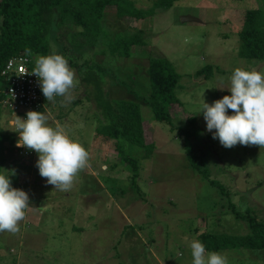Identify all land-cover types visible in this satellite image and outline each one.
<instances>
[{
  "label": "rangeland",
  "instance_id": "rangeland-1",
  "mask_svg": "<svg viewBox=\"0 0 264 264\" xmlns=\"http://www.w3.org/2000/svg\"><path fill=\"white\" fill-rule=\"evenodd\" d=\"M133 1L149 9L156 0ZM256 8L264 10V0H181L145 20H120L110 7L104 24L111 37L133 29L146 33L147 46L134 47L131 58L104 55L102 44L79 55L60 30L58 41L66 45L61 55L69 65L91 60L104 66L110 97L141 105L146 140L155 144V152L145 159L142 149L127 144L129 155L139 161L134 186L113 141L96 135L104 119L91 96L93 89L70 65L77 80L73 98L64 105L62 97L48 102L45 115L51 126L59 123L86 148L89 166L62 191L40 176L35 151L29 158H20L17 151L8 154L25 167L17 177L27 186L30 207L18 233H0V264H192L193 238L247 235L251 220L264 221V148L223 147L207 131L201 113L204 101L211 104L231 94L228 78L236 67L264 72V61L241 60L238 54L244 14ZM186 16L198 22L183 23ZM53 50H58L54 44ZM150 57H166L181 76L174 130L155 119L149 104ZM11 119L4 115L7 132L15 131ZM176 128L189 130L194 155H204L201 162L215 186L190 167L185 137ZM220 252L228 264H264V250Z\"/></svg>",
  "mask_w": 264,
  "mask_h": 264
},
{
  "label": "trees",
  "instance_id": "trees-1",
  "mask_svg": "<svg viewBox=\"0 0 264 264\" xmlns=\"http://www.w3.org/2000/svg\"><path fill=\"white\" fill-rule=\"evenodd\" d=\"M179 1L156 0L151 8L142 9L133 0H0V173L11 174L14 188L26 191L27 186L21 185L17 177L24 165L8 157L18 148L17 134L15 131L7 132L2 125L4 115L10 116V112L1 105L2 93L7 87L2 71L7 62L20 55L28 56L35 62L36 56L51 54L53 44L58 48V54L63 53L66 45L58 41L60 30L67 34L70 45L77 49L73 51L79 55L86 49L102 44L106 47V51H102L104 55L131 58L134 47L147 46L146 33L133 29L111 37L104 24L107 9L114 7L116 17L120 20H145L155 15L157 10L171 9ZM239 37L238 54L241 60L264 61V10L256 8L246 11ZM25 49H30L32 54L27 55ZM148 64L151 85L149 104L155 119L171 125L174 130L173 108L181 105L176 93L181 76L166 57H150ZM70 65L78 68L81 82L93 89L91 96L104 119L96 128V135L113 141L121 164L126 166L131 173V182L138 187L139 161L129 155L127 144L131 148L142 149L145 159H151L156 148L154 143H147L141 105L131 100L110 97L106 90L108 70L104 66L91 60L81 66L72 60ZM176 129L180 136L185 137L186 158L190 167L215 186L209 171L201 162L200 158L204 155H194L189 130ZM249 229L247 235L200 234L197 239L207 251L264 250V221L251 220Z\"/></svg>",
  "mask_w": 264,
  "mask_h": 264
},
{
  "label": "clouds",
  "instance_id": "clouds-1",
  "mask_svg": "<svg viewBox=\"0 0 264 264\" xmlns=\"http://www.w3.org/2000/svg\"><path fill=\"white\" fill-rule=\"evenodd\" d=\"M25 52L32 54L30 49ZM32 75L38 77L48 102L55 103L56 97L63 98L62 105L71 102L76 74L63 55L53 50L49 55L36 56ZM228 81L230 95L202 104L207 131L228 149L238 144L264 148V72L236 67ZM14 125L19 134L17 147L38 154L39 174L55 189H70L77 174L89 166L90 154L86 148L71 139L59 123L51 126L44 112L28 111L26 119L15 116ZM29 207L28 193L12 187L10 176L0 173V233H18L19 223L25 219ZM189 247L192 264H228L226 254L207 251L196 238Z\"/></svg>",
  "mask_w": 264,
  "mask_h": 264
},
{
  "label": "built area",
  "instance_id": "built-area-1",
  "mask_svg": "<svg viewBox=\"0 0 264 264\" xmlns=\"http://www.w3.org/2000/svg\"><path fill=\"white\" fill-rule=\"evenodd\" d=\"M35 62L28 56L11 58L2 71V76L7 82V87L2 93V108L10 112L9 118L14 122L15 116L26 119L28 111L46 113V104L40 87L38 77L32 75ZM15 127V125H12ZM16 131V128H15ZM17 134V142L19 134ZM34 151L18 147L17 154L20 158H29Z\"/></svg>",
  "mask_w": 264,
  "mask_h": 264
},
{
  "label": "water",
  "instance_id": "water-1",
  "mask_svg": "<svg viewBox=\"0 0 264 264\" xmlns=\"http://www.w3.org/2000/svg\"><path fill=\"white\" fill-rule=\"evenodd\" d=\"M182 22L183 23H191V22H198V19L196 18H193V17H189V16H186V17H183L182 18Z\"/></svg>",
  "mask_w": 264,
  "mask_h": 264
}]
</instances>
